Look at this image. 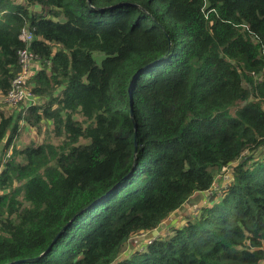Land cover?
Returning a JSON list of instances; mask_svg holds the SVG:
<instances>
[{"label": "trees", "instance_id": "trees-1", "mask_svg": "<svg viewBox=\"0 0 264 264\" xmlns=\"http://www.w3.org/2000/svg\"><path fill=\"white\" fill-rule=\"evenodd\" d=\"M1 143L0 264H264V0H0Z\"/></svg>", "mask_w": 264, "mask_h": 264}, {"label": "built area", "instance_id": "built-area-1", "mask_svg": "<svg viewBox=\"0 0 264 264\" xmlns=\"http://www.w3.org/2000/svg\"><path fill=\"white\" fill-rule=\"evenodd\" d=\"M19 39L26 43V47L17 51V58L22 71L15 76L11 81V86L8 92L3 96L2 101L8 105L15 106L19 103H30L34 102L33 96L31 92L24 87V81L26 76L32 71L33 61L35 55L31 53L27 45L33 39L32 33L26 28L23 27L20 30L18 35ZM228 178L227 174L223 175V181L216 183V185L212 188L214 191L219 192L226 185V180ZM208 194H212L211 190L208 191ZM143 236V234H141Z\"/></svg>", "mask_w": 264, "mask_h": 264}, {"label": "rangeland", "instance_id": "rangeland-1", "mask_svg": "<svg viewBox=\"0 0 264 264\" xmlns=\"http://www.w3.org/2000/svg\"><path fill=\"white\" fill-rule=\"evenodd\" d=\"M93 58L97 64H100V62L103 58V54L99 53V52H94ZM35 102H36V100L33 103H35ZM18 108L19 107H13V109H18ZM232 110H233V108L230 111H232ZM15 114H16V111H15ZM35 130L37 131V129L33 126L25 127L21 136H20V141L22 144L19 143L18 145L22 146L23 144L27 143L30 139H32V136H34L36 138L37 141L35 140V142H40L43 138L48 136V132L46 130H43L40 133L37 132V134H36ZM194 211H195V209L191 210V212H194ZM188 213H189L188 208L183 207V209L177 215L174 216V214H173L171 216V218L169 217L168 220L172 223L171 226L176 227V226H179L180 224H182L181 223L182 220L185 218L186 215H188ZM166 232H167V229L163 228V226H162L161 229L157 230V233H155V234L152 233L151 236H156L157 234L159 235L161 233L166 234ZM147 238H148V236H147ZM139 244H140V246H139ZM143 245H144L143 240L138 236H134L130 242L125 244L124 250L119 255L118 259L120 260V259L127 257V253H129L132 250L133 251H135V249H138L139 251L142 250Z\"/></svg>", "mask_w": 264, "mask_h": 264}, {"label": "crops", "instance_id": "crops-1", "mask_svg": "<svg viewBox=\"0 0 264 264\" xmlns=\"http://www.w3.org/2000/svg\"><path fill=\"white\" fill-rule=\"evenodd\" d=\"M3 147H4V143H1V144H0V150H1ZM206 202H207V198H205V195H204L203 193H200V194H198L197 196H194V199H193L192 201H187V205H185L184 207H185V208H188V211H189L188 214H190L191 210L196 209L197 207H200V206L206 204ZM181 210H182V209H181ZM181 210L172 213L171 216H172L173 214H174V216L177 215ZM171 216H170V218H171ZM170 220H171V219H170ZM183 221H184V219L182 220L181 223H183ZM180 225H181V224H180Z\"/></svg>", "mask_w": 264, "mask_h": 264}, {"label": "water", "instance_id": "water-1", "mask_svg": "<svg viewBox=\"0 0 264 264\" xmlns=\"http://www.w3.org/2000/svg\"><path fill=\"white\" fill-rule=\"evenodd\" d=\"M130 115H131V117H132V115H133L132 109L130 110ZM80 212H81V211H80ZM80 212H78L77 214H79ZM77 214H75V215L73 216V218H74ZM73 218H72V219H73ZM155 233H157V230H153V234H155ZM59 234H60V231L58 232V234L56 235V237L54 238V240L58 237ZM54 240H53V242H54ZM51 245H52V243H51ZM51 245H50V246H49V247H48L43 253H41L40 256H43L45 253H47V252L49 251Z\"/></svg>", "mask_w": 264, "mask_h": 264}]
</instances>
